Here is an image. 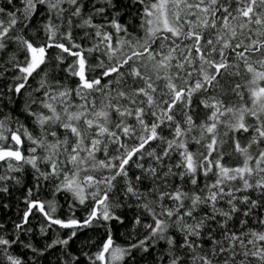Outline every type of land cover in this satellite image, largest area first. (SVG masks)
<instances>
[{
  "label": "snow or ice",
  "instance_id": "snow-or-ice-1",
  "mask_svg": "<svg viewBox=\"0 0 264 264\" xmlns=\"http://www.w3.org/2000/svg\"><path fill=\"white\" fill-rule=\"evenodd\" d=\"M0 264H264V0H0Z\"/></svg>",
  "mask_w": 264,
  "mask_h": 264
}]
</instances>
